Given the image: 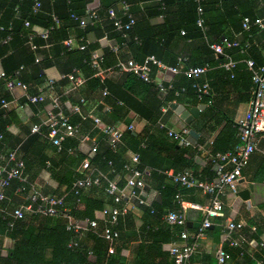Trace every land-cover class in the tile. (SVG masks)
<instances>
[{"label":"crops","instance_id":"crops-1","mask_svg":"<svg viewBox=\"0 0 264 264\" xmlns=\"http://www.w3.org/2000/svg\"><path fill=\"white\" fill-rule=\"evenodd\" d=\"M129 1L130 9L135 18V23L131 27V34H134L133 38L129 40L131 44H129V41L126 43L123 41L119 42L118 39H121V37H118V39L114 37L117 31H108L104 28L108 26L105 21L108 19L107 9L113 8L116 14L122 18V10L117 0H42L44 6H51L60 16H66L69 8H73L76 13L82 14V16L86 14L87 10H93L99 14L100 18H98L99 20L94 26L80 27L71 20L67 22L65 20L61 21L58 23V25L60 24L58 27L62 26L59 34H65L73 39L74 45L71 50L77 49L76 46L81 43L87 46L96 44L97 47L92 52L102 56L105 49H110L114 54V58L111 59L113 64L104 67L102 59L99 62V66L102 69L110 68L105 77H107L110 88L115 92V95L126 98L130 104H134L138 108H140V105L137 104L138 102L135 99H140L143 95L139 94L136 96L131 92L127 93L124 91L126 86H128H123V83H127L124 80L125 71L117 68V63L120 60L124 61L127 57H140V47L138 48L136 44H139L141 38L136 39V32L144 36L147 33L156 32L154 41H150L149 46L164 65H172L177 55H186L191 64L206 67L205 72L198 77V81L208 83V94L198 96L175 92V99L160 106L161 118L155 123L139 117L132 108L127 111L124 118L114 121L111 119L112 100L109 99V101L104 102L102 89L90 91L86 87V90L82 91L84 93L81 95L85 97V102L81 105L83 114L90 113L100 117L103 122L114 123L122 127L132 125L133 128L131 130L126 129L125 131H130L134 135L140 134L145 127L150 128L149 134L152 135L157 131L156 127L163 130H180L186 127L199 133L196 143H191L189 140L190 144L184 145L176 141L177 147H180L185 152L184 159L180 158L177 162L172 156V152L167 151V148L163 147L159 141L147 142L146 139L142 140L143 142H141L140 146L141 149L147 150L141 160L139 153L132 150V146L135 144L134 141L129 139L127 135L125 136L124 132L116 149L119 147L122 157L127 160L125 163L131 162V156L138 154V162L135 165L140 169H146L147 172L144 175V179L150 175L151 171L155 170L165 176L164 183L168 187H162V191H158L154 187L156 182L152 186H147L145 183L142 192L145 204H139L137 199L133 197H124L118 203L126 211L119 215L116 225V228L119 225L121 228L120 230L119 227L117 228L121 239L118 237L114 242L116 255L123 259V264H175L168 248L170 243L179 242L180 239L177 234V237H173L176 240H166L167 235L165 230H163V226L170 225L181 227V230L184 227L189 234L187 241L196 243V249L191 252L185 264H216V251L219 247H222L229 254L226 264H264L263 250L258 245L259 241L264 240V133L257 134L256 147L242 169L237 192L230 193V191H227L222 197L223 211L219 216L211 219L212 223L205 230L202 237L194 236L204 219L203 210L198 207H204L208 204L209 194L199 187H184L174 183L168 176V173L171 172L189 170L202 181L210 182L216 180L218 176L216 164L218 162L213 159L215 153L233 150L239 144L235 123L248 108L252 88L251 72L246 65L245 59H253L255 65L264 64V29L252 24L249 30H244L242 25L239 27V24H236L237 20L230 16L227 20L234 22L236 27H238L234 31L230 24L227 26V22H224L222 17L217 19V15H214L216 16L214 19L219 20L217 23L222 21L221 24L226 26L225 31L230 32L233 38L238 40L241 45V48L231 47L227 49L228 54L235 61V67L226 69L221 65L224 60L223 57L217 55L209 47L212 50L211 53L203 40L186 36L189 28V24L186 22L187 12L183 10L177 11L176 7L173 6V1L167 18L162 14L159 16L152 14L156 10L153 7L156 6V0ZM241 8L256 11L257 17L264 21V1L242 0ZM165 19H167L166 22ZM165 23L169 25L172 31L166 32ZM37 25L39 26H37L36 32L39 34L43 27L40 24ZM25 28L29 29L28 26ZM34 28L32 26V30ZM181 31H184V34ZM163 33H165L164 37ZM159 34L161 38H159ZM29 37L28 43L26 42L27 45L33 39L31 36ZM213 38L215 37L213 36ZM35 39H39L38 36ZM2 44L0 33V46ZM50 45V42H46L39 46L38 49L47 50ZM114 47H118V49L114 51ZM5 56L6 54L0 56V69H3L4 65H10V61L4 62ZM72 56H75V54H72ZM38 57L40 60L41 56L38 55ZM107 61L109 62V59ZM59 66L63 68V64L60 62ZM60 68L56 65L44 68L41 80L32 74H24L27 80H36L40 82H38V85L43 84L37 86L36 93H38L39 88H42L45 91L46 100L43 103H27L23 107L18 106L19 103L25 101L22 91L19 89L8 90L3 79L0 78V99L3 98L9 102L6 107H0L5 112V116L2 119L6 118L5 120L10 122L7 127V135L3 137L1 134L0 165L5 162L3 160L4 156L11 151H15L17 158L24 161L23 175L27 181L26 183H21L16 179L13 180L10 186L5 189V198L0 202V264H22L21 260L10 257V251L15 243V239L11 235L12 229L19 221L25 218L29 221L30 217L36 215L25 213L24 218L14 220L9 213L14 208L27 203L26 194L30 184L33 183L36 188L46 194L64 196L65 211L74 210L76 212L73 216V222L79 226L78 238L88 246L93 243L89 237V232L91 231L88 228V220L95 219L101 230L108 224L106 217L101 214L102 208H95L94 204L103 203V207L114 205L112 197L105 191L103 193L102 188L100 189L101 184L94 185L96 187L92 186L82 189L79 194H72L68 189L69 182L64 183L66 179L70 181L75 171L78 173V170H81L80 163L87 155L92 141L97 144V148L100 151L106 149L107 146L110 147L106 137L94 126L90 117L86 119L81 117L82 122H76L80 126L79 135L67 142L68 145L75 143L74 146L70 145L68 147V149H74L72 151L67 149L65 154L58 152L56 147L43 134H40L38 140H30L29 138L33 134L31 125L40 123L46 118L47 111L50 109L51 96H59L61 109L66 115H70V119L78 116L71 111V106L74 103L68 99L74 90L67 92L66 89L69 84L61 86L57 84L62 81ZM179 72L173 73L161 70L159 73L156 72L152 75L153 82L179 84L185 81L179 75ZM48 79L55 81L53 90L46 89ZM32 90L34 91V87H32ZM164 94L159 95L163 97ZM5 95L8 98H5ZM63 96L66 98L64 101L61 100ZM113 102L115 105L124 104L120 98H115ZM175 104L177 106L171 107V105ZM178 107L182 108L178 110ZM190 109H193L196 114L189 123H186L182 113ZM160 123H163L164 126L160 127ZM167 137L169 136L167 135ZM78 160H80V163L77 165ZM173 162L179 164V169H176L178 167L174 166ZM108 164L110 168L107 171L96 167L106 173L109 178L116 181L118 185H124L127 173L124 164L121 167L120 159L116 162L115 168L111 167L110 161ZM229 167L227 166V168ZM80 177H83V174ZM59 180L62 182L59 183ZM74 181L75 179L72 182ZM249 183L253 185L249 200H242L238 192L247 189ZM174 193H179L181 200L187 203L184 226L171 225L165 219L168 212L180 208V203L175 199ZM110 199L111 202H109ZM155 201L160 204V208L158 207L157 210L159 218L149 219L144 215L142 207L154 208L152 204ZM192 205H197L198 207ZM38 217L32 220L35 224L46 220L43 216ZM48 220L51 222L50 226L58 225L61 222L65 223L66 229H69L68 220L63 215L50 216ZM229 221L242 222L243 226L239 229L228 231L226 223ZM11 222H13V225H9ZM232 241L238 242V245H233ZM111 254L107 252L108 256ZM47 256H50V250ZM90 257L91 262L96 260L94 255L91 254Z\"/></svg>","mask_w":264,"mask_h":264},{"label":"trees","instance_id":"trees-1","mask_svg":"<svg viewBox=\"0 0 264 264\" xmlns=\"http://www.w3.org/2000/svg\"><path fill=\"white\" fill-rule=\"evenodd\" d=\"M35 1L36 0H0V33L1 40L3 41V44L0 46V56L6 54L5 59H3L4 62L6 63V61H10V65H4L2 70L5 72L8 78H13L18 67L20 65H23L24 68L20 71L18 78L31 85V89L29 88L30 93H36L37 86H41L43 84L38 85L40 83L39 81L27 80L24 77V74H32L36 78L41 80V78L43 77L42 71L44 70V68L51 65H56L60 68V62L63 64V68H60V70L62 71L61 74L69 73L73 68H75L85 78V82L78 89L72 91L73 93L71 92L72 95H70L68 99H70L74 104H77L79 103V98L84 97L81 94L84 93L82 91L86 90V87L87 90L90 89V91L107 88L108 95H105L103 97V100L104 102L109 101V99L112 100L111 104L113 109L111 119H113L114 121H118L124 118L127 111L132 108L136 111L139 117L148 119L151 123H155L158 119L161 118L160 106L169 102L170 100L175 99V92H184L189 95H197L196 91L191 87L192 79L186 77L182 72L183 69H186L190 66H195V64L190 63L188 56L177 55L175 57L174 63L169 66L178 67L180 69L179 75H181L185 79V81L180 82L179 84H163L165 86L164 91H160L157 84L154 82H145L135 74L127 72L124 73V80L127 83H123V86H128H126L125 90L123 88L122 89L125 92H131L136 96H138L139 94L143 95L140 99H135L138 102L137 104L140 105V108H138L134 104H130L129 100H127L126 98L115 95V92L110 88V83L107 80V77L101 80L98 76H95V70L92 67L90 59L93 54L92 51L97 47L96 44H90L88 46L85 44L83 50H67L63 45V40L68 37L65 34H59L62 26L58 27L60 24L58 25L53 22L52 15H56L59 18V23L63 20H65V22L71 20L78 25V22L74 21L70 17V14L72 12L76 13V11L73 8H69L66 16H60L56 11L53 10L54 8H51V6H44L42 0H39L40 7L35 10ZM172 1L174 3L173 6L176 7L177 11L183 10L187 12L186 22L189 24V28L186 36L189 38L195 37L203 40L205 46L210 52L212 50L209 48V45L211 43H219L222 37L235 39L230 32L228 33L225 31L226 26L221 24L222 21L219 22L220 24L217 23L219 21L217 20L219 17H222L223 21L227 22V26L230 24L233 27L232 29L234 31L237 30L238 27H236L234 22L227 20L228 17L232 16L233 19L235 18L237 20L236 24H239V27L241 26L242 18L244 16H248L251 19L257 17L256 11H249L247 9L241 8L242 0H156V6H153L156 8V10L152 14H156L158 16L162 14L165 18H167L170 12V5ZM127 2L129 3L130 1L127 0ZM199 5L202 7L201 16L204 20V29H201L196 24V21L199 17L197 13V7ZM236 7H238V9H236ZM130 8L131 7L129 3V11L133 14ZM76 14L82 16V14ZM214 15H217V19H214L216 18V16ZM98 18H100L99 14ZM122 18L125 21V17ZM98 20L99 19L91 22L89 21L85 27L90 25L94 26V24L96 25ZM25 21L29 22V29L25 28ZM105 21L108 23V26L104 27L105 30L116 32L113 27L112 20L108 17V19H106ZM166 21L167 19H165V22ZM37 24L42 25L44 29H49L48 37L46 39L42 38L35 30H32V26L33 28L35 26H39ZM165 25V28L167 29L166 32L172 31L167 23H165ZM155 33L156 32L147 33V35L144 36L141 34L139 35L138 32H136V39L141 38V41L139 40V44H136L138 48L140 47V57L136 56L133 59L141 62L148 55H154L157 58V56L153 52L154 50L149 46L150 41H154V36L156 35ZM114 35V37H117V39L118 37H121L122 40L119 38V42L123 41L126 43L133 38L134 34H131L130 29L126 32L125 37H123L120 32H116ZM164 35L165 33H163V37ZM29 36H31V38L33 39L31 40V43L27 45L29 41L28 38H30ZM36 36H38L39 39L36 40ZM159 36V38H161L160 34ZM213 36L215 38H213ZM46 42L51 43L49 49H38L39 46L45 44ZM31 44L35 46L34 50L31 49ZM129 44H131L130 41ZM72 54H75V56H72ZM38 55L41 56V59L37 62L36 58H39ZM102 58V64L104 67H106V65L111 66V64H113V60L111 62V59L114 58V54L110 49H105L103 51ZM128 58L129 57H127L126 59ZM107 59H109V62L107 61ZM154 73L155 72L153 68L152 75H154ZM57 84L61 86L66 84L68 85L69 83L67 79L62 78V81H59ZM32 87H34V91L32 90ZM183 87L184 91H181V88ZM162 93H165L163 97L160 96ZM5 98H8L7 95H5ZM115 98H120L124 104L115 105L113 102ZM65 99V96L61 98L62 101H64ZM81 105L82 104L80 103V106ZM81 113L83 114L84 112H82L81 110ZM81 113H76L79 117L77 116L76 118L70 119V121L72 123H81ZM4 114V110L0 109V134H2L3 137L7 135V127L10 123L8 120H5L6 118L2 119V117L5 116ZM113 114L116 118L113 116ZM156 130L157 131L153 135L149 134L150 128L146 127L143 128L141 133H138L137 135H134L130 131H125V136L127 135L129 139H132L134 141L135 144L132 146V150L139 153L140 159H143L144 154L147 151L146 149L144 150L140 148L143 139H146L147 142L154 140L159 141V143L163 145V147L167 148V151L172 152V156L174 157V159H176L177 162L180 160V158L184 159L185 152L180 147H177L176 140L167 137V130H163L157 127ZM39 136V133H33L29 138L30 140H38ZM70 139L72 138H67L63 141L62 149L58 152H60L61 154H65L70 145L74 146L75 142L69 145L67 144ZM118 159H120L121 161V167L127 161L126 158L122 157L119 151V147L115 151L107 146L106 149H103L101 151L97 148V151L90 159V162L92 165L99 167L101 170L107 171L110 168L108 162L110 161L111 167L115 168ZM80 160H78L77 165L80 163ZM141 164L143 165V163ZM173 165L178 167H175L176 169H179V164L173 162ZM82 174V169L78 170V173H76L75 171V174L70 179V181H68L67 179L64 181L65 184L69 182L68 189L72 194H74V192L71 190V182L74 179L76 180L77 178H79ZM144 181L147 186H152L153 183L156 182V185L154 187L158 191H162V187H168V185L164 183L165 176L155 170L151 171L150 175L146 176ZM60 182L62 181L59 180V183ZM104 187L105 183L102 182L100 189L102 188L103 193H105ZM175 187L177 186L175 185ZM80 191L78 192V194L80 193ZM175 194L176 193H174V195ZM109 202H111V199ZM94 205L95 208H103V203ZM152 205L154 208L149 209L146 207H142L144 215L149 219L155 217L159 218L157 210L160 204L155 201ZM117 206H120V204H118ZM68 213L73 218L76 212L72 210L68 211ZM38 216L40 215L30 217L29 221H27L26 218L23 219L22 221H19L12 229L13 232L11 235L15 239V243L13 249L10 251V257L21 260L22 264H123V259L116 255V250L111 255H107L108 243L100 235L102 230L98 227V225L96 226V228H90L89 230L91 231L89 232V237L92 239L93 243L88 246L79 240L78 231H75L73 228L66 229L65 223L63 224L60 222L58 225L50 226L51 222L50 220H48L50 216H43L46 220L42 223L38 222L37 224H35L32 220L37 219L36 217ZM118 227L120 230V225ZM163 230H165V233L167 235L166 240L173 241L176 240L173 237H177V234L181 231V227L165 225L163 226ZM119 239H121L120 236ZM73 241L77 242V244L74 246H72L71 244V242ZM49 250L50 256H47ZM91 254L96 258L94 262L90 261Z\"/></svg>","mask_w":264,"mask_h":264},{"label":"built area","instance_id":"built-area-1","mask_svg":"<svg viewBox=\"0 0 264 264\" xmlns=\"http://www.w3.org/2000/svg\"><path fill=\"white\" fill-rule=\"evenodd\" d=\"M199 1V0H196ZM120 4L122 10V17H125V21L118 16L113 8L107 9V14L109 19L112 20L114 29L120 32L123 37L126 36V32L131 29L135 22L133 14L129 11V3L127 0H117ZM40 7V1L36 0L34 3V9ZM197 13L199 15L196 24L201 29H204V20L202 18V7L199 5L197 7ZM71 19L78 22L80 27H85L90 21L98 19L96 11L87 10L84 16L77 15L76 13L70 14ZM52 20L56 24L59 23V18L56 15H52ZM25 26L29 25L28 21H25ZM255 25L258 28L264 29V21L256 17L251 19L248 16L242 18V28L244 30H249L251 25ZM37 26L34 28L36 31ZM49 29H41L39 35L46 39L48 37ZM184 34V31H181ZM63 45L67 50H70L73 45V39L68 37L63 40ZM32 49H35L34 45H30ZM240 43L236 39H230L228 37H222L219 43H211L209 47L216 53L223 57L222 66L226 69H232L235 67V61L228 54L227 49L231 47H240ZM85 44H78L77 49L83 50ZM114 51L118 47L113 48ZM242 50V49H241ZM102 56L98 53L93 52L91 56V64L95 70V76H98L101 80L104 79L105 74L110 69H102L99 66V62L102 60ZM39 58H36L38 61ZM246 65L251 72V98L248 102V108L240 117L235 126L237 128V134L239 138V144L233 149L225 152L215 153L213 159L218 162V176L216 181L205 182L193 175L189 170L171 172L168 173L170 179L177 184L184 187H199L203 191L209 194V202L204 207H198L197 205H192L201 208L204 213V219L202 224L197 229L195 237H202L205 230L211 225V219L215 216H219L223 211V200L222 197L227 191L230 193L237 192V186L241 178L242 169L246 165L249 156L256 147V137L259 133H264V64L255 65V62L251 58L245 59ZM23 65H20L15 72L13 78H8L5 72L0 69V78L4 79L5 86L8 90L19 89L22 91V96L25 101L19 103V107L26 106L27 103H38L45 102L46 94L41 88L38 89V93H30V85L18 78L20 71L23 69ZM117 68L121 71L129 72L135 74L141 80L145 82H153L152 71L159 73L161 70H167L170 72H179V68L176 66H166L161 61H159L154 55L146 56L143 61L138 62L133 58H128L124 61L120 60L117 63ZM206 70L205 66H190L183 69L182 72L186 77L192 79L191 87L196 91L198 96L208 94L209 86L206 82H199L198 77L201 76ZM61 78L68 80L69 86L66 91H72L79 88L84 82L85 78L80 74V72L73 68L71 72L61 74ZM54 80L48 79L47 88L48 90H53ZM160 91L165 90V86L162 83H156ZM184 91V87L181 88ZM108 94L106 88L102 89V95ZM85 102L84 97L79 98V103L73 104L71 106V111L73 113H81L80 103ZM102 102V101H101ZM9 102L3 98L0 99V107H6ZM82 119L90 117L95 127H97L106 137L109 146L115 150L117 145L120 143L121 138L125 130H131L132 125H127L126 127L119 126L114 123H106L101 120L100 117L91 115L90 113H81ZM163 127V123L159 124ZM44 129V130H43ZM31 131L33 133L43 134L57 149L60 151L62 149V143L67 138H75L79 135L80 126L79 124L72 123L70 121L69 115H66L60 105L59 96L54 95L50 97V109L47 111L46 118L40 123L31 125ZM189 129L183 127L180 130L168 129L167 135L174 140L180 142L184 145H189L190 141L187 137ZM2 135L0 134V140ZM74 148H69L72 151ZM97 151V144L92 141L91 147L87 152V155L82 159L80 163V168L84 171L83 177L77 178L72 182L71 190L77 194L81 189L89 188L94 185H99L102 182L105 183L104 191L112 197L114 205L103 207L101 209V214L106 217L108 222L107 225L102 229L101 236L107 241L108 247L107 252L109 254L114 252V242L119 237V230L116 228L118 223V217L120 214L125 213L126 209L118 207L116 204L120 203L124 197H133L137 199L139 204H145V199L143 195V190L145 187L144 175L146 174V169H140L135 164L138 162V154L131 156V162L125 163L124 168L127 171L125 183L120 186L113 179L109 178L106 173L93 166L90 159L94 156ZM5 162L0 165V202L5 198V189L10 186L13 180H18L21 183H26V178L23 175V170L25 167L24 161L17 158L15 151L9 152L3 157ZM11 163V165H9ZM227 166H230L227 168ZM27 203L25 205H20L14 208L9 215L14 219H22L25 213L40 215V216H56L63 215L68 220V228H73L78 231L79 226L73 222L71 215L66 212L64 206V196L46 194L40 189L36 188L32 183L29 185V190L26 194ZM175 199L180 203V208L175 211H170L167 213L165 219L166 222L171 225H185V210L187 203L182 201L179 193L175 194ZM13 225V222L9 223ZM97 221L95 219L88 220V228H96ZM243 226L242 222L229 221L226 223V229L232 231L233 229H239ZM254 227V226H253ZM255 228V227H254ZM188 232L183 227V229L178 233L179 242H172L169 244V253L172 256L175 264H185L192 251L196 249V243H190L187 241ZM233 245H238V242L232 241ZM72 246L76 245L77 242H71ZM258 245L263 250L264 254V240L258 242ZM229 254L222 248L219 247L216 251V264H226Z\"/></svg>","mask_w":264,"mask_h":264},{"label":"water","instance_id":"water-1","mask_svg":"<svg viewBox=\"0 0 264 264\" xmlns=\"http://www.w3.org/2000/svg\"><path fill=\"white\" fill-rule=\"evenodd\" d=\"M174 106H177V105L176 104L171 105V107H174ZM180 108H182V107H180ZM180 108L178 107L177 109L179 110ZM182 114H183L182 117H184L185 122L189 123L191 121V119L193 118V116H195L196 112L193 109H190L187 112H184ZM188 134H189L188 139L191 141V143H196V138L198 137L199 133L197 131H195L194 129H190ZM216 168H218V164H216ZM216 180H217V178H216ZM252 189H253V185L251 183H249L247 189H243V190L238 192L239 197L242 200H249V197H250L249 194L252 191Z\"/></svg>","mask_w":264,"mask_h":264}]
</instances>
